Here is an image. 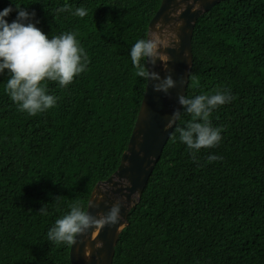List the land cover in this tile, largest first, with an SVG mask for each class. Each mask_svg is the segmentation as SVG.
I'll use <instances>...</instances> for the list:
<instances>
[{"label": "trees", "instance_id": "1", "mask_svg": "<svg viewBox=\"0 0 264 264\" xmlns=\"http://www.w3.org/2000/svg\"><path fill=\"white\" fill-rule=\"evenodd\" d=\"M160 1L14 0L49 36L72 32L88 64L66 87L46 81L56 104L34 116L17 109L0 73V264H71L70 243L49 241L47 230L70 204L86 208L119 164L146 84L129 49ZM191 49L185 96L234 94L209 116L222 139L190 156L178 139L191 119L181 108L112 264H264V0L215 3L197 19ZM209 153L222 159L206 161Z\"/></svg>", "mask_w": 264, "mask_h": 264}, {"label": "clouds", "instance_id": "2", "mask_svg": "<svg viewBox=\"0 0 264 264\" xmlns=\"http://www.w3.org/2000/svg\"><path fill=\"white\" fill-rule=\"evenodd\" d=\"M14 7L15 18L8 21L6 17ZM74 14L83 17L86 9L78 7ZM33 17L34 10L28 11L14 0L0 8V73L6 71L8 74L4 91L17 109L29 116L43 113L56 104L57 98L47 91L46 81L66 87L75 76L87 70L88 64L87 53L72 32L49 36L36 26L39 20ZM160 48L159 42L149 35L137 39L129 49V55L136 75L145 81L151 80L154 91L168 94L176 81L170 73L161 77L154 67H149L154 66L157 59L162 61ZM161 66L166 67V61H162ZM234 98L228 88L210 94L178 95L177 103L191 116L184 126L177 128L178 139L186 145L190 156L196 158L201 148H212L220 143L221 128L211 125L209 116L218 106ZM179 117L180 110L174 109L166 127H172ZM205 159L210 162L222 157L209 153ZM120 208L117 201L106 212L93 214L79 203H72L69 210L48 228L47 239L57 244L73 243L78 235L93 228L118 223ZM39 210L48 214L43 205Z\"/></svg>", "mask_w": 264, "mask_h": 264}, {"label": "water", "instance_id": "3", "mask_svg": "<svg viewBox=\"0 0 264 264\" xmlns=\"http://www.w3.org/2000/svg\"><path fill=\"white\" fill-rule=\"evenodd\" d=\"M220 0H161L150 18L146 36L161 45L154 67L161 77L170 73L176 81L168 94L154 91L152 81H146L143 97L117 168L92 187L86 209L98 214L106 212L112 203L121 204L118 223L93 228L70 243L71 264H112L119 235L128 225L127 215L138 202L149 176L161 155L175 124L166 127L174 109L181 111L178 95H185L192 66L191 38L197 19ZM177 121V120H176Z\"/></svg>", "mask_w": 264, "mask_h": 264}]
</instances>
